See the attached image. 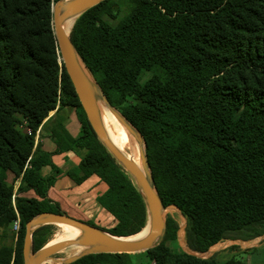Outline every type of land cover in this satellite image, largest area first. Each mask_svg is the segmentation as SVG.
Wrapping results in <instances>:
<instances>
[{"label": "trees", "instance_id": "16d2710c", "mask_svg": "<svg viewBox=\"0 0 264 264\" xmlns=\"http://www.w3.org/2000/svg\"><path fill=\"white\" fill-rule=\"evenodd\" d=\"M58 1L0 0V229L20 222L16 244L0 246V264H24L29 219L48 211L67 214L62 202L37 185L20 184L13 198L26 163L34 178L54 186L64 172L53 154L80 155L78 165L65 172L76 185L96 175L107 186L96 202L115 224L87 223L128 236L148 221L142 192L97 137L60 63L52 23ZM130 3L127 17L117 23L106 17L116 18V0L90 7L76 19L70 39L111 106L142 134L164 207L186 218L193 252L263 235L264 0ZM144 71L151 75L142 80ZM68 106L83 119L76 137L65 125ZM25 120L30 132L21 127ZM42 124L56 144L52 152L35 146ZM47 165L52 171L44 174ZM50 227L34 231L35 251L47 244ZM179 230L178 220L167 214L161 240L145 250L154 264H245L236 257L220 261L173 252L170 243ZM130 255L92 253L68 264H133Z\"/></svg>", "mask_w": 264, "mask_h": 264}, {"label": "water", "instance_id": "95a60500", "mask_svg": "<svg viewBox=\"0 0 264 264\" xmlns=\"http://www.w3.org/2000/svg\"><path fill=\"white\" fill-rule=\"evenodd\" d=\"M101 1L103 0H60L56 4H53L52 23L54 33L59 46V51L61 53L60 60L65 65L67 73L71 78L75 91L92 128L108 151L132 176L133 180L142 192L148 211V221L144 228L148 230L144 236L136 239H118L116 238L118 235L111 234L98 226L73 218L66 213L49 211L42 212L29 219L26 223V232L23 244L24 264H45V261L53 258L56 253L74 244L86 245L89 249L85 252L67 258L63 264H68L83 255L92 253H135L145 251L158 243L165 230V207L155 186L145 148L140 149V156L142 163L147 168L149 178L134 160H132L113 143L106 132L100 118L88 78L84 73L83 66L79 60L82 61L85 68H87V66L84 64L72 44L70 34H68L63 28L64 23L74 19L76 16L79 17L87 9L100 3ZM106 102L108 105L110 104L107 99ZM111 110L119 121L126 127V129L133 134L137 140H142L145 144L142 134L138 131V129L134 127L121 112L115 110L114 108H111ZM54 223L69 224L77 227L83 230V235L72 240H61L50 245L45 244L43 247L35 251L32 240L34 231L41 226Z\"/></svg>", "mask_w": 264, "mask_h": 264}, {"label": "rangeland", "instance_id": "374dc122", "mask_svg": "<svg viewBox=\"0 0 264 264\" xmlns=\"http://www.w3.org/2000/svg\"><path fill=\"white\" fill-rule=\"evenodd\" d=\"M118 3L119 7V12L116 16L115 19L110 18L109 16L107 17V20H109L112 23H117L120 20H123L127 17V13H129L130 10V0H116ZM161 1V0H157ZM78 17L75 18L74 23ZM73 23V25H74ZM71 33V32H70ZM60 60V59H59ZM61 63V60H60ZM92 75V74H91ZM151 75V72L149 71H144L142 74V80L147 79ZM92 82L90 85H93L96 90H98L101 99L105 102L106 105L108 103L106 102L105 96L102 94L99 86L97 85L93 75H92ZM111 108H114L115 110L120 111L118 107L111 106L110 104L108 105ZM72 109H75L73 107H66L63 111L66 112H71ZM54 111V110H53ZM51 113V112H50ZM75 116V113H73V117ZM78 118L79 121H77L78 126L81 124V112L78 111ZM74 121H76L74 117ZM21 127L25 129L26 131L30 132V129L26 127V120L21 124ZM46 127L43 126V124L39 127V129L36 132L35 135V146L39 145L38 140H40V136L43 135L46 131ZM39 133V134H38ZM131 134V133H130ZM38 135V137H37ZM135 139L136 137L131 134ZM132 137V140L136 143L135 139ZM139 144L136 143L137 146H140L141 148H145V144L143 143L142 140H139ZM131 151V150H128ZM78 155V154H77ZM24 177L22 178V175L17 178L14 181V195L13 198L16 196L17 189L20 184H22L24 187L28 188V179L27 176L31 179V176L33 175V170L31 168V164L26 163L24 170ZM8 182L11 183L13 181V173H9L8 175ZM28 191L23 190V193H27ZM29 193V192H28ZM80 196H83L82 194H79ZM90 197V196H89ZM84 198V197H83ZM63 207L66 209V212L69 216L82 220L84 222L87 221H93L96 223L99 227L101 228H110L112 225L115 224L116 220L115 218L112 219L108 224L106 221L102 220L101 218L99 219L98 214L95 213L96 209V203L94 200L91 198L87 202H81L79 199H68L64 204ZM165 217L167 214L173 215L179 222L180 224V230L178 233V238L176 240H173L170 243V248L173 252H192L196 253L200 256L203 257H210V256H215L217 259L220 261H226L230 257H236L237 259H240L243 261L245 264H264V234L254 238L252 240H241V239H225L214 245L212 248H210L207 252L205 253H198V252H193L191 249L188 247V244L186 242V237H185V225H186V218L181 214V212L176 209V208H165L164 209ZM111 216V215H110ZM112 217V216H111ZM108 222V221H107ZM144 229V228H143ZM142 229V230H143ZM141 230V231H142ZM60 226L57 223L51 224L50 231L48 233V241L47 244H53L55 242L60 241L59 236L61 235ZM137 234V233H136ZM131 236V235H130ZM17 237H18V232L17 230L14 229L13 224L8 227L7 229H0V246L4 244H16L17 242ZM129 236H125L122 238H127ZM62 240V239H61ZM161 240V238H160ZM159 240V241H160ZM158 241V242H159ZM130 259L133 264H154V260H152L151 256L146 252V251H139L135 253H130ZM67 254L66 253H56L54 256L56 258H61L65 257ZM46 262V261H45ZM49 262V263H47ZM47 264H63L65 261H60L54 258H50L47 260ZM57 262V263H56ZM45 263V264H46Z\"/></svg>", "mask_w": 264, "mask_h": 264}, {"label": "crops", "instance_id": "0c3cea01", "mask_svg": "<svg viewBox=\"0 0 264 264\" xmlns=\"http://www.w3.org/2000/svg\"><path fill=\"white\" fill-rule=\"evenodd\" d=\"M55 110L50 113V116L53 115ZM73 113H75V119L73 117ZM65 125L69 132L74 136H78L80 133V126H78L77 121L78 112L76 109H72L71 112L65 113ZM46 129V128H45ZM39 134V133H38ZM38 137V135H37ZM38 144L41 145V148L52 152L56 148V144L50 135V131L48 128L46 129L45 133L40 136V140H38ZM80 155H77L75 152L68 151L63 153H57L52 155V160L54 163L64 172L60 175L56 181L54 186L47 187V185L31 176V179L27 176L28 184L35 186L37 185L40 189V192L48 191V194L51 198L58 200L64 204L68 199H79L81 202H87L90 198L95 201L96 203V211L95 213L98 214L99 219L106 221L108 224L114 216L107 211H105L101 206L97 205L96 198L99 194L103 193L107 186L106 184L96 175L88 178L82 184L76 185L73 180L65 173L70 168L75 167L80 162ZM52 171V168L47 165L43 167V173L49 174ZM22 178L24 177V173H22ZM33 174V173H32ZM82 194L83 196H80ZM90 196V197H89ZM84 197V198H83ZM112 217H111V216ZM108 221V222H107ZM113 226V225H112Z\"/></svg>", "mask_w": 264, "mask_h": 264}, {"label": "bare ground", "instance_id": "6f19581e", "mask_svg": "<svg viewBox=\"0 0 264 264\" xmlns=\"http://www.w3.org/2000/svg\"><path fill=\"white\" fill-rule=\"evenodd\" d=\"M75 18L63 24V28L68 34H70L73 28V23H74ZM79 61L83 66L84 73L86 74L89 84H90L92 82L91 80L92 75L90 71L87 68H85L82 61L81 60ZM90 88L92 90V94H93L100 118L102 120L103 126L106 132L108 133L109 137L120 150L126 153L132 160H134L143 169L146 176L149 178L147 168L142 163V159L140 156V149H141L140 146L141 145L139 141L130 134V132L126 129V127L119 121V119L112 112L111 108L105 104V102L101 99V96L98 90H96V88L93 85H90ZM132 137L135 139L136 143L139 144L140 146L136 145V143L132 140ZM128 150H131V151H128ZM58 225L60 226V230H61V232H59L61 233V235L59 236L60 241L61 239L62 240H72L75 238H79L83 235V230L77 227H74L69 224H63V223H58ZM147 230L148 229L144 228L142 231L138 232L137 234H133L127 238H122L125 236H117L116 238L136 239V238L144 236L147 233ZM88 249L89 247L86 245L74 244V245H71L59 251L60 253H66L67 255L65 257L56 258L55 256H53V258L60 260V261H65L67 258L71 256H75L82 252H85Z\"/></svg>", "mask_w": 264, "mask_h": 264}, {"label": "built area", "instance_id": "2783aa9c", "mask_svg": "<svg viewBox=\"0 0 264 264\" xmlns=\"http://www.w3.org/2000/svg\"><path fill=\"white\" fill-rule=\"evenodd\" d=\"M13 227H14V229L17 230V232H18V230H19V228H20V222H19V219L16 220V221L14 222Z\"/></svg>", "mask_w": 264, "mask_h": 264}]
</instances>
